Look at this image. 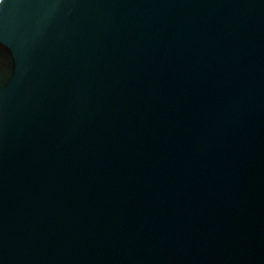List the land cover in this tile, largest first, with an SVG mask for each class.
<instances>
[{
    "label": "water",
    "instance_id": "water-1",
    "mask_svg": "<svg viewBox=\"0 0 264 264\" xmlns=\"http://www.w3.org/2000/svg\"><path fill=\"white\" fill-rule=\"evenodd\" d=\"M0 264H264V0H0Z\"/></svg>",
    "mask_w": 264,
    "mask_h": 264
}]
</instances>
